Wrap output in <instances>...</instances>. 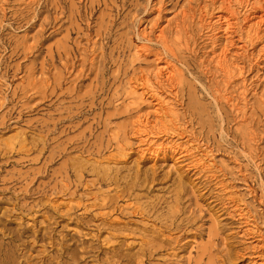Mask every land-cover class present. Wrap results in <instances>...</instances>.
Segmentation results:
<instances>
[{"label":"rangeland","instance_id":"rangeland-1","mask_svg":"<svg viewBox=\"0 0 264 264\" xmlns=\"http://www.w3.org/2000/svg\"><path fill=\"white\" fill-rule=\"evenodd\" d=\"M73 1L65 3L61 13L62 0H0V211L9 212L14 225L32 226L37 222L39 226L40 222H46L45 210L38 216L34 212L21 214L18 206L46 201L43 191L50 189L47 196L53 198L55 205L78 200L90 202L81 198V185L76 184L77 181L89 183L94 176L77 171L75 178L68 166L74 163L90 167L96 164L92 155L69 148L67 153L57 155V150L66 138H82L80 144L92 151L93 143L118 134L122 144H131L132 151L123 162L103 160L102 166L121 167V175L138 169L143 177L144 171H150L160 180L150 183L148 189L135 190L120 203L143 205L169 201L181 181L186 187L182 201L187 208L182 216L190 215V228L173 233V237L182 233L174 254L164 252L145 263L132 264H162L163 261L168 264H264V34L246 49L238 47L240 40L235 41L237 46L231 47L229 55L236 58V64L244 66L240 75L235 74L229 80L220 74L206 77L198 62L210 58L212 50L215 54L219 52L226 40L221 37L222 33H216L219 24L214 19L202 33L197 30L198 12L190 23L189 31L196 39L200 59L186 73L185 90L182 97L179 93V101L169 91H166V100L180 114L186 136L213 148L207 159L211 166L202 169L206 177L213 174L216 178L207 190L199 183L203 180L201 173L193 174L186 169L188 160L140 155L139 140L133 132L135 121L141 115L154 121L158 116L157 105L147 94L139 96L141 89L130 93L129 85L133 84L130 78L134 74L142 71L152 74L160 64L151 54L135 57L144 37L153 38L160 28L172 34L176 24L181 23L182 10L210 7L212 2ZM70 8L80 16L74 15L72 19L75 29L66 45L63 37L65 28L70 27L67 21ZM238 10L243 13L240 7ZM100 21L102 35L97 36ZM61 23L64 26L59 28ZM106 26L111 30L104 33ZM209 35L215 37L210 39ZM100 41L104 44H99ZM66 46L72 52L70 62L75 66L62 72L61 63L65 58L60 59L58 51ZM189 55L186 52L183 56ZM90 90L91 96L95 91L100 93L96 102L90 99L91 111L83 119L66 121L65 126L70 128L61 131L64 126L56 117L59 113L65 115L62 107L86 106L85 110L88 109L89 100L83 95ZM190 92L204 110L201 121L199 117L190 121V113L184 117L189 102L186 93ZM223 92L227 98L221 96ZM69 96L75 97L72 100ZM98 101L103 102L104 110L96 105ZM108 116L110 128H103L101 124L93 127L96 121L104 122ZM111 152L112 149L104 157ZM161 206L154 216L164 212L166 207ZM154 216H144L138 219V224L156 227ZM56 231L60 237L67 234L75 240H91L89 229L68 219L58 222ZM209 234L214 237L209 238ZM106 236L102 232L100 239ZM131 241L134 246L128 251L119 249L121 254L141 252L140 239L128 236L126 243ZM107 246L102 245L104 249ZM108 256L100 254L98 262Z\"/></svg>","mask_w":264,"mask_h":264},{"label":"bare ground","instance_id":"bare-ground-1","mask_svg":"<svg viewBox=\"0 0 264 264\" xmlns=\"http://www.w3.org/2000/svg\"><path fill=\"white\" fill-rule=\"evenodd\" d=\"M68 1L71 0H62L61 13H63L64 4ZM77 1L83 2V0ZM210 1L212 2L210 7L204 5L196 10L190 7L182 10L181 23L179 25L178 23L176 24L172 34L160 28L154 33L153 38L144 37L138 47L139 50L135 52V57L151 54L160 64H157L159 66L156 67V71L152 74L143 71L134 74L130 78V82L133 84L129 85L130 93H137V89H141L139 96L147 94L148 97L153 98L154 105H157L155 111L158 116L154 121H149L147 117L144 116L143 118L142 115L138 116L135 121L133 132L136 133L135 136L139 140L137 149L140 155L152 159L175 157L177 161L180 158H183L182 160L184 161L188 160L187 164L185 163L186 169L192 171L193 174L197 171L198 174L201 173L199 175L203 177V180H199V183L202 188L207 190L216 179L213 174L206 177L203 171L204 168L211 166V162L208 163L207 159L211 155L213 148L203 142L190 140L186 136V126L180 121V114L174 111L173 106L168 105V100H166V91H169L173 96L172 98L179 101V93L182 97V93L185 90V75L191 70L192 63L200 59V57H197L196 39L189 31L190 23L194 22L195 12H198L197 30L202 33L214 19V22L219 24L216 33H222L221 37L226 40L225 43L220 45L219 52L215 54V51L212 50L210 58L205 57L198 62L199 66L203 68L202 72L206 77L211 75L214 78L215 75L220 74L229 80L235 74L240 75L244 66L236 64V58L229 55L231 47L237 46L235 41L240 40L241 44L238 47L246 49L249 45H252L255 39L258 40L264 34V0ZM238 7L243 10V13H239ZM53 9L56 11L55 8ZM74 15L80 16L78 12H74L70 8L67 16L70 27L65 28V36L63 37L65 44L69 42V37L75 29L72 24ZM56 24L57 22L54 23L53 28H55ZM63 26L61 23L59 28ZM87 26H89V23ZM101 26L102 22L100 21L96 29L98 31V33L96 32L97 36L102 35ZM110 30L111 28L106 26L104 33ZM235 36L238 37L236 40H234ZM207 37L212 39L215 35ZM99 44L104 43L100 41ZM102 48L103 45L100 46V49ZM68 50L66 46L62 51H58L59 58H65L61 63L62 72L74 65V62H70L72 52ZM94 52H96V47ZM186 52H190L191 55L183 56ZM59 78H61V75ZM57 85L58 83L55 88ZM90 93L91 90L83 95L85 99L89 100L88 109L85 110L86 106L62 107L65 115L59 113L58 117H56L60 125L64 126L61 131L69 127L65 126L66 121L72 122L74 118L77 120L83 119L85 118L83 115L91 111L90 99L94 98L92 103L96 102V98L100 96V93L95 91L92 96ZM221 96L228 97L224 92L221 93ZM69 97L73 100L75 96ZM186 97L189 102L187 103V108L184 109V117L188 115L187 113H190V121L198 117L201 121L204 110L198 105V98L191 92L186 93ZM96 105L99 109L104 110L102 101H98ZM108 119H110L109 116L104 122L96 121L93 127L98 128V125L101 124L103 128L106 126L110 128L111 120ZM55 125L57 126L58 124ZM82 132L80 131L79 133ZM163 137L165 139L160 140ZM167 139L169 140L166 141ZM82 140V138L75 140L66 138L63 142L64 145L57 150V155L63 154V152L67 153L68 148L70 150L87 151L89 155H92L96 164L92 163L90 167L80 164L74 165V163L68 166L69 173L75 178L77 177V171L94 176L89 183L77 181L76 184L78 186L81 185V198L91 201L83 202L78 200L77 202L69 201L66 204L55 205L52 201L53 198L47 196L50 189L47 192L43 191L46 201L32 203L29 206H18L21 214L34 212L33 215L38 216L41 211L45 210L43 214L46 222L45 224L40 222L39 226L37 222H34L32 226L22 223L14 225L13 219H9L10 213L0 211V264H87L88 261H97L95 264L145 263L146 260H150L149 258L154 255H161L164 252L174 254V251L179 248L178 239L182 237V233L176 237H173V233L177 229H179L177 231H180L190 228V215L182 216V213L187 209L186 206H183L184 202L182 201V195L186 192L183 182L178 181L174 192L170 195L171 200L169 201L160 202L159 200L156 204L127 203L123 205L120 202L130 198L135 190L148 189L151 186L150 183H156L157 181L159 183L160 180L150 171H144L143 177L139 174L138 169H135L131 174L128 172L126 175H121L123 170L121 167L102 166L101 161L103 160L112 161L116 164L121 163L123 162L122 159L132 151L131 144L127 142L125 144L121 143L120 135L109 136L107 140L93 143L92 151L85 150L86 147L80 144ZM110 148L112 152L104 157L105 153L111 150ZM93 186L96 187L95 190H93ZM103 187H107V189L102 190ZM69 193L73 194L74 191ZM163 202H165V205H162ZM160 206L161 208L166 207V209L164 212L154 216L155 210ZM144 216H154V225L156 227H141L138 224V219H142ZM64 219L84 225L89 229L88 234H91V240L89 241L88 238L75 240V237H68L67 234H63L61 237L57 235L56 226L58 222ZM102 232L108 234L103 240L100 239ZM128 236L140 239L141 252L139 254H121L119 249L123 248V250L128 251L134 246L132 241L126 243ZM208 236L209 238L211 236L212 238L214 237L213 234ZM105 244L111 246H107L104 249L102 245ZM100 254H109L110 256L98 262ZM162 264L168 263L163 261Z\"/></svg>","mask_w":264,"mask_h":264}]
</instances>
